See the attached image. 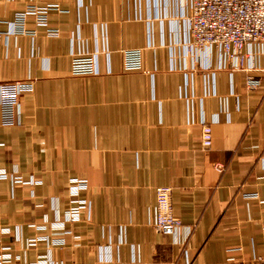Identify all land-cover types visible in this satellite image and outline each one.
I'll use <instances>...</instances> for the list:
<instances>
[{
    "label": "crops",
    "instance_id": "0c3cea01",
    "mask_svg": "<svg viewBox=\"0 0 264 264\" xmlns=\"http://www.w3.org/2000/svg\"><path fill=\"white\" fill-rule=\"evenodd\" d=\"M48 4L59 6L48 12L59 36L33 17L24 32L14 28L17 12ZM190 12V0H0V83L34 84L21 95L18 124L2 125L0 110V168L43 179L34 198L0 180V226L22 228L20 241L0 231L10 264H244L264 256V56L251 90L247 73L223 68L216 52L182 55ZM104 46L110 73L104 55L101 74L69 72L74 52ZM126 48L145 50V71L123 69ZM203 122L213 127L209 148ZM73 176L90 180L82 193L90 215L60 230L31 226L64 219ZM161 185L173 187L189 238L155 229ZM40 236L65 244L27 246Z\"/></svg>",
    "mask_w": 264,
    "mask_h": 264
},
{
    "label": "built area",
    "instance_id": "2783aa9c",
    "mask_svg": "<svg viewBox=\"0 0 264 264\" xmlns=\"http://www.w3.org/2000/svg\"><path fill=\"white\" fill-rule=\"evenodd\" d=\"M191 12L183 18L186 24V40L183 42L184 56H193L203 51L216 52L221 58V66L234 71H245L248 88L254 90L260 87V79L256 75L259 65L258 57L264 56V0H190ZM57 4L46 6L28 5L17 12L14 28L24 32L29 17L35 18L38 27H44L48 36H59V30L51 27L48 22V12L58 9ZM1 36V35H0ZM111 51L107 46L94 52L79 51L72 54L70 73L74 76L98 75L102 73L100 57L107 58V72L110 71L109 58ZM123 69L125 71H145V50L142 48H126L122 52ZM111 72V71H110ZM109 72V73H110ZM34 90L30 79L0 83L1 124L13 126L18 124L20 98L24 92ZM202 144L209 148L213 144V127L202 123ZM2 146V144H0ZM10 180L13 184L21 182L20 174L8 172L0 168V180ZM40 184L35 181V185ZM88 190L85 180H74L71 186L70 206L65 211L64 219L36 227L41 230H60L66 228L67 222H76L84 215L91 213L90 200L83 199L82 193ZM173 187L161 185L156 188L157 202L154 209L153 225L155 229L166 236H173L179 242L183 230L189 238L192 233L190 226L173 211ZM1 233L16 234L20 241L21 228H0ZM20 233V234H19ZM264 237V228H263ZM38 241H46L51 245L65 244L62 238L40 236L27 241V246H34ZM0 248V264H10L15 256L11 253L12 246L2 243ZM236 256H230L228 261H235ZM246 264H264V256L254 255Z\"/></svg>",
    "mask_w": 264,
    "mask_h": 264
},
{
    "label": "rangeland",
    "instance_id": "374dc122",
    "mask_svg": "<svg viewBox=\"0 0 264 264\" xmlns=\"http://www.w3.org/2000/svg\"><path fill=\"white\" fill-rule=\"evenodd\" d=\"M69 72H70V70H69ZM132 72H135V71H132ZM90 76H92V75H81V77H79V78H88V77H90ZM20 103H21V99H20ZM19 120H20V118H19ZM64 146L63 145H55V146H53V148L56 150V152H57V154L58 155H61V152L63 153V151H61V149L63 148ZM67 148V147H66ZM72 150L74 151V152H76V150H75V148H72ZM59 151H61V152H59ZM15 170H18L17 169V167H15ZM17 173H19L20 174V177H21V182H19V183H16V184H13V182H11L13 185H15V186H21V188H24L25 190H28V191H30L31 190V197L32 198H34L33 196V194H32V192H33V189H34V186H36L35 185V181L37 182V183H40V184H43V179H42V177L40 176V175H38V174H34V173H32V174H30V176L29 177H26L22 172H17ZM74 180H85V181H87V184H88V190H86V191H84V192H87L88 193V191L90 190V186H91V183H90V180H89V178L88 177H86V176H73L72 178L70 177V180L68 181V185H67V192H70V189H71V186H72V184H73V181ZM40 184H37V185H40ZM49 200H51V202L52 203H56V201L57 200H59V197L58 196H52L51 198H48ZM83 199H86V200H90V202H91V199L88 197V196H85V197H83ZM70 202H71V199H70V195H69V193H68V197H67V205H68V207H67V209L69 208V206H70ZM45 205H46V201H40V202H38L37 204H36V206H37V208L38 209H43V208H45ZM91 208H92V204H91ZM61 218V216H58L57 217V219L55 220V221H57V220H59ZM55 221H48V223H56ZM34 224H32L31 226H34L36 229H38V230H40L39 228H37L36 226L37 225H40V224H37V223H35V222H33ZM5 227H7V228H10V229H12V227L11 226H0V228L2 229V228H5ZM17 227H19V228H21L20 227V225H15V228H17ZM22 229V228H21ZM13 230V229H12ZM47 230V229H46ZM3 234V233H2ZM9 234H13V232L12 233H9ZM3 235H8V234H3ZM1 240V239H0ZM39 242V241H38ZM231 262V261H230ZM244 264H246V263H244Z\"/></svg>",
    "mask_w": 264,
    "mask_h": 264
}]
</instances>
